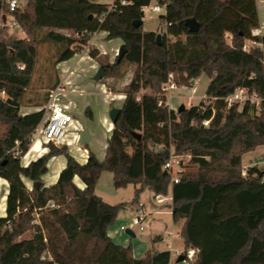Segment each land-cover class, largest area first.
<instances>
[{
  "label": "trees",
  "instance_id": "16d2710c",
  "mask_svg": "<svg viewBox=\"0 0 264 264\" xmlns=\"http://www.w3.org/2000/svg\"><path fill=\"white\" fill-rule=\"evenodd\" d=\"M128 1L133 3L110 9L99 0H28L11 11L0 0V11L27 35L0 37V123L6 126L0 132V177L8 182L0 264H171L169 250L152 248L135 257L131 244L109 236L126 203L98 200L95 188L104 171L113 174L116 188L138 185L135 204L145 189L172 196L173 221L183 222L180 238L185 249H196L194 264H264V166H248L243 174V156L264 146V37L252 33L260 27L257 0H159L167 4L161 44L157 32L133 24L143 21V7L152 0ZM190 18L199 22L198 32L190 31ZM101 31L108 39L121 38L125 47L121 59L101 61L108 75L125 62L136 64L105 158L89 151L80 163L68 146L47 144L46 152L24 165L14 154L16 141L24 156L43 114H21L39 44L56 46V63L87 49L97 59L91 41ZM247 40L256 44L245 49ZM203 74L210 78L207 102L171 109L162 96L169 76L176 85L193 87ZM238 87L256 94L259 105L228 106L225 98ZM86 113L93 117L89 108ZM172 154L188 156L178 183L164 173ZM56 155H65L66 164L57 181L45 186L42 177Z\"/></svg>",
  "mask_w": 264,
  "mask_h": 264
},
{
  "label": "rangeland",
  "instance_id": "374dc122",
  "mask_svg": "<svg viewBox=\"0 0 264 264\" xmlns=\"http://www.w3.org/2000/svg\"><path fill=\"white\" fill-rule=\"evenodd\" d=\"M28 0H20L21 8H25ZM115 0H99L100 3L106 4L111 6L114 3ZM155 7V8H153ZM144 11V18H143V30L145 31H153L157 33H161L165 31L166 25L163 19H161V15H164L166 13L165 7L159 2V0H152L149 6H146L143 8ZM4 17V18H3ZM12 16L4 13L3 11H0V37H3L7 40H13V39H23L26 38V32L23 30V28L15 23H12ZM255 30V29H254ZM254 30L252 33L254 34ZM42 33H39V37H42ZM97 34L94 35L93 40L91 41V45L99 50V58L96 59V61L101 64L102 62H109L114 63L119 50L112 51L111 53L102 54L101 50L97 47L95 44V41L99 40L100 36H97ZM124 42V41H123ZM252 45V42L250 40L246 41V46L250 47ZM124 46V44H123ZM86 51H89L87 49ZM85 51V52H86ZM85 52L82 54H78V58L80 55H84ZM87 53V52H86ZM89 54V53H88ZM57 58V48L55 45L48 43V42H41L38 46V61L37 65L33 74V79L31 82L30 87L26 91L25 98L23 100V104L21 106V114L32 112L39 110L41 107L45 105L47 102V94L49 93V90L53 88L55 85L62 84L67 92V99L72 102H75L77 105V109L73 110V113L75 116L80 118V123L83 125V127H87L90 129V131L95 134L92 136V140L87 144L83 145L79 141L73 143L70 147H68L69 153H71L72 156H74L78 161L82 160L85 156L84 147L87 146L88 149H90L93 153L96 154V156L99 158L100 155L103 154L104 150V144L107 142L108 138V130L106 123L103 122L102 114H98L97 117L90 118L88 114L86 113V107L82 108V104L85 103L86 100H84V97L77 96L74 93L71 94L73 88L76 89L77 85H80L79 82L74 81V76L72 77V84L69 85L66 82L67 74L63 71V68H61L60 63H56ZM77 62V60H75ZM71 63V62H70ZM75 65H73L72 70L77 72L75 69ZM136 68V64L125 62L121 65L119 70L115 72L114 74L108 75L106 73V76L103 77L99 83H102L105 85V89L107 91L106 101H109L110 107H121L124 101V92L126 89V86L130 83L134 70ZM78 73V72H77ZM93 74L89 75V79L92 77ZM78 77V76H77ZM76 77V79H77ZM84 81V79L82 80ZM88 81V80H87ZM210 83V78L208 75L203 74L200 76L196 82L194 83L193 87L189 86H181L177 85V88L173 91H171V95L173 98L170 100L166 99L167 104L170 107L169 101L173 102L174 109L177 111V108L184 104L186 107L194 106V105H200L202 102H207L208 98L206 95L208 85ZM91 91V90H90ZM144 92H150V89H143L141 93ZM94 95H90L88 93V89L84 91L85 98L88 100H95L97 101L98 105L101 104L100 100H102V97H99L101 91L93 89ZM83 98V100H82ZM114 98V100H112ZM92 105L95 107V103H92ZM88 105V106H92ZM92 108V107H91ZM91 108H89L91 110ZM92 111V110H91ZM6 126L0 123V132L3 133ZM22 133V131H21ZM40 137L35 136L33 139L30 148L28 152L25 154V157L22 159V163L26 165L31 160L36 157L39 152V143L35 144L36 141H38ZM11 145V142L8 144ZM48 145L43 144L42 148H46V151L48 150ZM61 147V146H57ZM42 155V154H41ZM257 161L260 162V165L264 164V151L261 152L260 150L256 152ZM180 160H183L184 164L187 163L188 156L186 155H180ZM80 162V161H79ZM66 163V157L65 155H56L49 159L48 162V171L46 174L42 177V183L44 185L51 184L57 181L59 177V173L61 171V168ZM26 184L29 188L32 187V182L25 179ZM29 185H28V183ZM78 184L81 185V181L79 178H77ZM8 185L3 186V184L0 182V201L2 203L3 196L6 193L5 190H8ZM138 185H135L133 183L127 185L124 188H116L114 186L113 182V174L110 171H104L95 188V195L102 200H104L107 203L110 204H119V203H126L125 208H123L119 214L118 217L111 227H119L121 223H129L131 227L132 219L136 215V204L133 203L134 195H135V189ZM6 188V189H5ZM139 202L145 204L146 211H153V210H165L168 209L166 204L160 205L157 209H155V200L153 192L149 189H145L143 192H141L139 196ZM170 202V201H168ZM2 207L0 208V214L2 213ZM154 216V217H153ZM157 219V220H156ZM133 231L136 234V237L130 238L131 241H135L136 239L138 241H142L146 245L149 246V248L152 249V239L155 237V235H159L163 237V240H159L157 248L158 250H169L171 252L172 261L175 262L177 259L176 256V249H183V241L181 238H176L174 247L171 250L167 246V239L170 237L168 233L170 231L178 232L180 231V225L179 223L174 224V221L172 219L171 214H149L146 221H145V227L146 229L141 231L136 226H132ZM122 233V232H121ZM124 238L125 232L122 233ZM131 244V243H130ZM128 244V245H130ZM127 245V246H128Z\"/></svg>",
  "mask_w": 264,
  "mask_h": 264
},
{
  "label": "built area",
  "instance_id": "2783aa9c",
  "mask_svg": "<svg viewBox=\"0 0 264 264\" xmlns=\"http://www.w3.org/2000/svg\"><path fill=\"white\" fill-rule=\"evenodd\" d=\"M5 4L10 8L11 11L21 7L20 0H4ZM130 2L128 0H120L119 4L115 1L110 6V9H115L119 5H128ZM150 5V4H149ZM148 5V6H149ZM163 7L167 4L163 3ZM144 8V7H143ZM155 8V7H153ZM12 23L15 22L13 21ZM167 26V24L165 23ZM166 31V29H165ZM165 31L161 32L163 34ZM254 35H258L257 30H254ZM252 44H256L255 41H251ZM245 49H248L245 45ZM177 88L176 83L173 81V76L170 75L167 83L162 87V96L166 99L170 100L172 98L171 91ZM228 106H232L235 103L244 104L247 101L259 105L261 99L254 93H250L245 87H238L235 91L225 98ZM39 110L42 111V118L40 123L35 127L31 134V140L35 138V136H39L40 138L35 144L41 143L43 144H53L56 146H70L73 141L80 139V132L83 130V125L78 122L75 118V114L73 113V108L70 106V102L67 99V92L63 85L60 83L55 85L53 88L49 90L47 102L43 107ZM209 120L203 121V125H209ZM75 126V131L71 132V127ZM70 133L73 136L70 137ZM20 142L16 141V146L14 147V154L19 156L21 159L24 156L20 155L19 152ZM158 148V147H157ZM183 160H180V155L172 154L169 160L165 163L164 169L167 170L170 175L173 183H178L181 179L183 172ZM243 173H246V170H243ZM154 200L157 204H164L166 201H170L172 206V196L168 195H157L154 196ZM50 206H54L53 203ZM148 217V212L146 211L145 204L141 202L136 203V215L132 219L131 227L130 224L121 225V229L126 232L127 229L133 230L132 226H136L139 230L143 231L146 229L145 221ZM170 237L167 239V246L172 250L174 247L173 238L180 237V232L170 231L168 233ZM177 259L180 255H184V259L181 262L172 261L171 264H194L196 257V249L188 248V249H176Z\"/></svg>",
  "mask_w": 264,
  "mask_h": 264
},
{
  "label": "crops",
  "instance_id": "0c3cea01",
  "mask_svg": "<svg viewBox=\"0 0 264 264\" xmlns=\"http://www.w3.org/2000/svg\"><path fill=\"white\" fill-rule=\"evenodd\" d=\"M257 5H258V12H259V17H260V27L257 28V29H255V30H257V32H258L259 35H261V36L264 37V0H257ZM97 36H100V38H99V40L95 41V44L101 50L102 54L111 53L112 51H116L117 52L118 50H120V48L124 44V42H123V40L121 38L108 39L107 38V32L106 31L99 32ZM86 52H85L84 55H80L79 56V59H77L78 58V54H75L69 60L62 61L60 63V66H61V68H63V71L67 74V78H66V82L65 83H68L69 85H71L72 82H73L71 80L73 76H74V81L76 80L75 82H79L80 85H77L76 86V89L73 88L72 92H70V93L71 94L74 93L77 96L79 95V96L84 97V100H86V101H85L84 104H82L81 107L82 108H84L85 106H87L86 108H91L92 107L91 108V110H92L91 112H92V116L93 117H97L98 114H102L103 122L106 123L107 130H108V138H107V142H105V144H104L103 154L99 156V159L100 160H103L105 158V155H106V149H107V145H108V139L111 137L112 131L114 129V124L111 121L110 116H109V112H110L111 108H113V107H110V103H109L110 100L109 101H106L107 99H105L106 98V95L105 94L107 93V91L105 89V85L102 84V83H99L100 80L99 81H96V80L93 79V76L96 74L98 68L100 66H102V65L99 64L96 61L95 58H93V57L90 56L89 51H86ZM75 60H77V62ZM73 65H75V68L74 69L78 73L75 72L74 70H72ZM90 74H93V75L89 79V75ZM76 77H77V79H76ZM83 79H84V81H82ZM86 89H88V93L90 95H94L93 89L98 90L99 92L101 91V93L99 95V97H102V100H100L101 104L98 105L99 102L97 103L96 100H95V102H93V100H89V99L87 100L85 98V95H84V91ZM82 100H83V98H82ZM112 100H114V98ZM124 100H125V96H124ZM69 102H70V106L73 109H77V105L75 104V102H72L71 100ZM92 103H95V107H97V108H94V106L92 105ZM123 103H124V101H123ZM89 104L92 105V106L91 107L88 106ZM169 104H170V108L173 109V110H175L174 109L173 102H170L169 101ZM122 106H123V104H122ZM27 113H29V112H27ZM23 114H26V113H23ZM75 118H76V120L78 122L80 121V118H78L77 116H75ZM75 126L76 125H74V126L71 127V132L75 131V129H76ZM85 129L88 130V132L90 133V141H91L92 140V136H94L95 134H93L90 131L89 128L83 127V130H85ZM82 131L80 132L79 142L81 140V133H82ZM69 135H70V137L73 136L72 133H70ZM75 142H77V140L76 141L75 140L73 141V143H75ZM87 144H85V145H87ZM42 145H43V143H41V141H40L39 142V152H40V154H38L36 157H38L41 154H43L44 152H46V148L43 149L42 148ZM259 150L261 152H263L264 151V146H260V147L256 148L254 151L248 152V153H246L243 156L244 170L248 166H253V165H258L260 167L261 166L262 167L264 166V164L263 165H260V162L257 161L258 158L256 156V152L259 151ZM84 151H85V156H84V158L82 160H79L80 163H85L87 161L88 156H89V151H91V150L88 149V148H86V147H84ZM35 159L36 158H34L33 160H35ZM64 166L61 168V170L64 168ZM77 178L78 177L75 178V182L78 184ZM0 182L3 184V186H6V184L8 185V182L5 179L1 178V177H0ZM51 184H53V183H51ZM28 185H29V183H28ZM48 185H50V184H46L45 186H48ZM78 185L83 187V184L82 183H81V185L80 184H78ZM5 191L8 194V190H5ZM7 194H5L3 196L2 203L0 201V208L2 207V211H1L2 213L0 214V216H5V214H6V199H7ZM165 204H166L165 207L169 208V210L168 209H165V210H153L152 212L149 211L148 212V215L149 214H153V212H154V214H168L169 213V214L172 215L171 203L168 202V201H166ZM160 205H162V204H157L155 202V205H154L155 206V209H157ZM172 219H173V215H172ZM123 224H125V223H121L119 225V227H117V226L116 227H110L108 229L109 236L112 237L113 240L116 243L121 244L123 246H127L128 244L131 243L132 248H133L134 256L135 257H141V256H143L151 248H149V246L146 245L145 243H143L142 241H138L137 239L134 242L133 241L130 242V240H131L130 238H132V237L129 234H127L125 231H123L121 229V225H123ZM174 224H176V223H174ZM179 225H180V230H181V228L183 226V222H179ZM121 232L122 233L125 232V236H126L125 238H124V236H123V234ZM178 232H180V231H178ZM160 237L161 236H159V235H155V237L152 239V242H151L152 243V246H153L152 248L158 249L157 248V245H158L159 240L156 241V242H154V239L155 238L160 239ZM176 238H180V237L173 238V244L175 243V239ZM160 240H163V237H161Z\"/></svg>",
  "mask_w": 264,
  "mask_h": 264
},
{
  "label": "water",
  "instance_id": "95a60500",
  "mask_svg": "<svg viewBox=\"0 0 264 264\" xmlns=\"http://www.w3.org/2000/svg\"><path fill=\"white\" fill-rule=\"evenodd\" d=\"M187 25L189 26V29L191 32H198L199 29H200V24L199 22L195 19V18H190L186 21ZM134 26L135 27H140L143 25V21L142 20H134L133 22ZM156 39H157V42L159 44L162 43V34L161 33H158L156 35ZM125 53V47L122 46L119 50V53H118V58L121 59L123 57ZM106 76V71L104 69L103 66H100L96 72V74L93 76V79L96 80V81H99L101 80L103 77ZM186 108V106L184 104L180 105L178 108H177V112H181L183 111L184 109ZM121 110H122V107H113L111 108L110 112H109V116H110V119L111 121L113 122V124H115L121 114ZM90 141V133L88 132V130H83L82 133H81V144L85 145L87 144L88 142ZM165 174H168V171L165 170L164 171ZM98 200H101L99 197H98ZM126 233L129 234L131 237H135L136 234L133 230L131 229H127L126 230ZM184 259V255H180L177 259V262H181L182 260Z\"/></svg>",
  "mask_w": 264,
  "mask_h": 264
}]
</instances>
